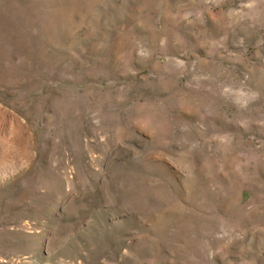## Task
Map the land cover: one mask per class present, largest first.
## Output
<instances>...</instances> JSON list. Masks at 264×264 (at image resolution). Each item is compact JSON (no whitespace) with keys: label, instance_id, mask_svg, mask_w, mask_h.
<instances>
[{"label":"rangeland","instance_id":"obj_1","mask_svg":"<svg viewBox=\"0 0 264 264\" xmlns=\"http://www.w3.org/2000/svg\"><path fill=\"white\" fill-rule=\"evenodd\" d=\"M0 264H264V0H0Z\"/></svg>","mask_w":264,"mask_h":264}]
</instances>
